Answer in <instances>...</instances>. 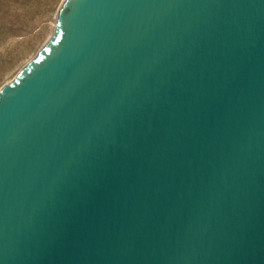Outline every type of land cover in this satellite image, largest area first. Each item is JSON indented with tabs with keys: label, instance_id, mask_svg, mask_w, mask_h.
<instances>
[{
	"label": "water",
	"instance_id": "obj_1",
	"mask_svg": "<svg viewBox=\"0 0 264 264\" xmlns=\"http://www.w3.org/2000/svg\"><path fill=\"white\" fill-rule=\"evenodd\" d=\"M0 88V264H264V0H64Z\"/></svg>",
	"mask_w": 264,
	"mask_h": 264
},
{
	"label": "rangeland",
	"instance_id": "obj_2",
	"mask_svg": "<svg viewBox=\"0 0 264 264\" xmlns=\"http://www.w3.org/2000/svg\"><path fill=\"white\" fill-rule=\"evenodd\" d=\"M63 1L0 0V88L53 36Z\"/></svg>",
	"mask_w": 264,
	"mask_h": 264
}]
</instances>
